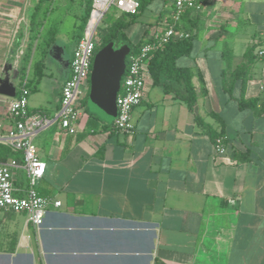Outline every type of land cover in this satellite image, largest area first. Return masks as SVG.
<instances>
[{"label": "crops", "instance_id": "1", "mask_svg": "<svg viewBox=\"0 0 264 264\" xmlns=\"http://www.w3.org/2000/svg\"><path fill=\"white\" fill-rule=\"evenodd\" d=\"M27 2L0 0V78L10 64L17 93ZM197 2L189 18L198 37L177 65L189 69L203 125L176 95L182 86L165 79V91L149 68L132 134L82 99L75 133L56 121L34 138L47 164L39 192L61 205H50L40 227L25 213L0 211V264H264V111L240 109L237 101L258 99V109L264 101V0ZM160 13L135 30V43L147 29L156 33L157 20L170 19ZM72 57L60 80L45 60L44 75L28 83L31 112L56 117ZM27 74L29 82L33 65ZM12 98L0 94V161L10 158L3 138L13 124ZM207 127L226 136L227 154L216 153ZM236 151H250L251 159H237ZM16 182L23 184L22 171Z\"/></svg>", "mask_w": 264, "mask_h": 264}, {"label": "built area", "instance_id": "2", "mask_svg": "<svg viewBox=\"0 0 264 264\" xmlns=\"http://www.w3.org/2000/svg\"><path fill=\"white\" fill-rule=\"evenodd\" d=\"M111 6L122 13L137 14L140 0H93L83 35L73 51L70 76L61 88V105L55 118H47L39 112L29 110L30 89L27 77L19 85V95L16 91V95L9 101L8 114L13 124L9 126L3 139L12 150L21 153L22 157L0 161V211L25 213L28 222L36 227L43 225L50 205L59 206L61 201H53L39 192L47 164L38 153L34 138L42 129L56 121L70 133L77 131L82 115L79 104L87 94L86 83L99 40L98 28ZM200 8L201 4L197 0H174L170 23L165 30L148 36L137 52L127 55L128 64L116 99L117 115L112 122L114 129L130 134L135 132L132 113L142 100L150 59L168 41L189 36V32L183 29V15L187 10ZM4 126L0 119V129ZM214 145L218 155L227 154L225 135L216 136ZM17 171L23 173V184L16 182Z\"/></svg>", "mask_w": 264, "mask_h": 264}, {"label": "trees", "instance_id": "3", "mask_svg": "<svg viewBox=\"0 0 264 264\" xmlns=\"http://www.w3.org/2000/svg\"><path fill=\"white\" fill-rule=\"evenodd\" d=\"M154 0H140V8L139 12L137 14H127L123 13L118 19H116L114 22H112L109 26L110 29L105 33V35H101V38L98 40L96 49H95V56L103 47H105L108 43L114 42L115 45H126L129 47L130 52H137L141 45L145 42V40L148 38V32L149 29L145 31L143 34V37L136 43H133L127 33V30L132 27L134 24L141 22V18L144 15V13L148 10L151 3ZM93 0H86V9L84 12V15L81 17L80 24L78 26V33L76 34V40L78 41L82 35L84 28L86 26L91 7H92ZM192 10H187L185 14L183 15V21L187 23L189 28H186L189 30V36L188 37H182L180 39H173L168 41L160 50L154 53L152 58L149 61L148 68L150 71V74L153 78L154 84H162L164 86L165 91H169V86L171 83L166 84V80L173 81L175 83H178L182 86V88L174 89L176 90V95L184 100L188 108L195 113V105H196V93L195 90L191 84L190 76H189V69L186 67H180L177 65V59L184 55H189L194 47V42L196 38L198 37V27L196 22H192V19H190V13ZM34 14L33 11L32 14H30V24H31V30L34 29ZM160 16H163V11H161ZM161 18V17H160ZM166 21L170 23V19L167 18ZM150 26L152 24H149ZM168 25V24H167ZM150 28V27H149ZM30 35L29 37H31ZM55 37L54 35L47 39L46 45L43 48L40 57L34 61L33 63V69H34V77L29 80V86L33 83L34 80L38 81L43 75H44V68H45V60L47 56L49 55V51L52 45L55 43ZM30 44V45H29ZM27 43V48L25 49V52L22 55L21 62H20V68H19V85H21L24 81V79L28 76L27 70L28 65L31 62V53H32V41ZM129 52V53H130ZM92 62V68L94 63V58ZM128 64V57H126V67ZM92 68L90 72V76L88 79L89 82V92L86 96V98H83L82 104L86 105L88 109V101H89V94L91 89V73ZM126 70V69H125ZM243 81L245 82V78H243ZM246 83V82H245ZM19 95V90H18ZM239 108L240 109H246L251 108L254 111L257 112H263L264 111V101L262 103V107L258 109V99H249L246 100L243 97L237 99ZM91 116H95L92 112H90ZM213 115H216L213 113ZM195 119L198 122L199 125H203L202 118L195 113ZM96 124H92V122L89 120V127L95 128ZM207 133L215 139L217 136V133L212 130L211 128L207 127ZM9 152V151H8ZM19 152H16L10 148V158L18 156ZM235 157L241 161H249L251 159L250 157V151H246L244 153L236 151Z\"/></svg>", "mask_w": 264, "mask_h": 264}, {"label": "rangeland", "instance_id": "4", "mask_svg": "<svg viewBox=\"0 0 264 264\" xmlns=\"http://www.w3.org/2000/svg\"><path fill=\"white\" fill-rule=\"evenodd\" d=\"M26 1H28L25 3L27 4L26 19L21 24L23 32H21L20 38L26 35L27 43L29 44V42L32 41L31 45L33 49L31 53V62L29 64L32 66L34 61L40 57L47 39H50L54 35L56 40L54 45L50 48L46 61L48 67L53 69L54 77L60 80L63 72L62 64L65 65L68 58L73 54L78 26L86 9V0ZM173 1L174 0H154L142 16L141 22L130 29L129 33H133L131 41L135 43V40L138 38L137 34L134 35L135 30L143 28L145 24H151L156 14L160 11L164 12L165 17H170L172 12L171 4ZM33 11L35 12L34 29L31 30L30 14H32ZM122 14L123 13L118 11L114 6L108 9L98 28L99 39L101 35H105L110 29L109 25ZM167 24L168 22L165 18L157 20L154 23L156 33H162L167 27ZM30 35L32 36L29 37ZM119 47V45H115V48ZM30 65H28V67Z\"/></svg>", "mask_w": 264, "mask_h": 264}, {"label": "water", "instance_id": "5", "mask_svg": "<svg viewBox=\"0 0 264 264\" xmlns=\"http://www.w3.org/2000/svg\"><path fill=\"white\" fill-rule=\"evenodd\" d=\"M129 52L130 49L126 45L115 48L114 42H110L98 51L94 58L90 78L89 106L91 110L111 121L117 115L116 99ZM11 68L10 64L4 65V77L0 78V94L14 97L16 86L9 76Z\"/></svg>", "mask_w": 264, "mask_h": 264}]
</instances>
